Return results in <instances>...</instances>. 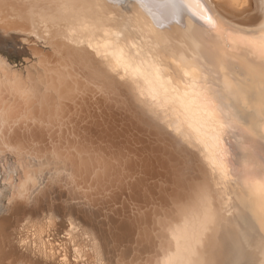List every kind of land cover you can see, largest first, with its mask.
<instances>
[{"label":"bare ground","instance_id":"1","mask_svg":"<svg viewBox=\"0 0 264 264\" xmlns=\"http://www.w3.org/2000/svg\"><path fill=\"white\" fill-rule=\"evenodd\" d=\"M0 33V264L52 198L37 264H264V0H0Z\"/></svg>","mask_w":264,"mask_h":264},{"label":"snow or ice","instance_id":"2","mask_svg":"<svg viewBox=\"0 0 264 264\" xmlns=\"http://www.w3.org/2000/svg\"><path fill=\"white\" fill-rule=\"evenodd\" d=\"M7 55V53H4ZM25 207L28 209H35V213L31 216H28L22 219V225L29 228L30 239L26 240L23 238L24 228L18 229L21 232V236L17 240V248L20 250L22 254H26L28 256V264H37V260L34 259L39 257L41 259H52L56 256V248L51 250V254L48 249V245L45 242L41 245L38 241H36L37 232H42L47 230L51 232L52 228L59 224L61 219H65L66 216L64 214L67 213V208H59L58 205L60 201L52 198L50 201L48 199H44L39 201L36 205H31L24 202ZM35 225V227H33ZM72 228L75 229L76 225L73 223ZM91 240V237H89ZM89 247H93L90 243ZM83 256L82 249L78 246L72 247V255L71 257L65 255L62 251L59 255L60 264H79V258ZM99 264V261H97Z\"/></svg>","mask_w":264,"mask_h":264},{"label":"rangeland","instance_id":"3","mask_svg":"<svg viewBox=\"0 0 264 264\" xmlns=\"http://www.w3.org/2000/svg\"><path fill=\"white\" fill-rule=\"evenodd\" d=\"M26 36L16 33H9L8 35L0 33V56H2L11 67L18 70H23L28 63H31V57L28 55V48L25 41ZM7 53V55H4ZM28 58V59H27ZM29 61H27V60ZM27 62H26V61ZM22 68V69H21ZM1 169V168H0ZM2 171V169H1ZM0 171V194L6 196L8 189L6 184L3 182V175ZM4 186V187H3ZM2 187V188H1ZM6 201L0 195V213L2 214L5 208ZM0 214V215H1Z\"/></svg>","mask_w":264,"mask_h":264}]
</instances>
